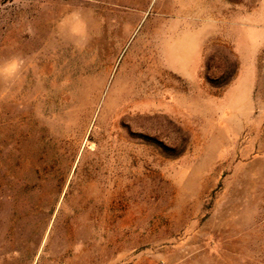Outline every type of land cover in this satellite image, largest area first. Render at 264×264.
Returning a JSON list of instances; mask_svg holds the SVG:
<instances>
[{
  "label": "rangeland",
  "instance_id": "rangeland-1",
  "mask_svg": "<svg viewBox=\"0 0 264 264\" xmlns=\"http://www.w3.org/2000/svg\"><path fill=\"white\" fill-rule=\"evenodd\" d=\"M12 58L0 264H264V0H0Z\"/></svg>",
  "mask_w": 264,
  "mask_h": 264
},
{
  "label": "clouds",
  "instance_id": "clouds-1",
  "mask_svg": "<svg viewBox=\"0 0 264 264\" xmlns=\"http://www.w3.org/2000/svg\"><path fill=\"white\" fill-rule=\"evenodd\" d=\"M61 26L66 27L73 36H82L84 34L85 24L78 14L73 13L65 21L61 22ZM20 66L21 61L18 58H12L0 63V77H13L19 71Z\"/></svg>",
  "mask_w": 264,
  "mask_h": 264
}]
</instances>
